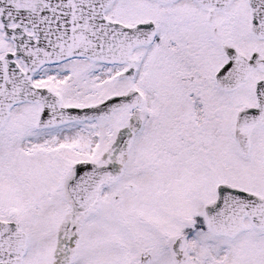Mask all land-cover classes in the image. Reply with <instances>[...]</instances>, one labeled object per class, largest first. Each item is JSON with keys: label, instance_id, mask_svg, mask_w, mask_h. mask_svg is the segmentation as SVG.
Returning a JSON list of instances; mask_svg holds the SVG:
<instances>
[{"label": "snow or ice", "instance_id": "1", "mask_svg": "<svg viewBox=\"0 0 264 264\" xmlns=\"http://www.w3.org/2000/svg\"><path fill=\"white\" fill-rule=\"evenodd\" d=\"M0 264H264V0H0Z\"/></svg>", "mask_w": 264, "mask_h": 264}]
</instances>
